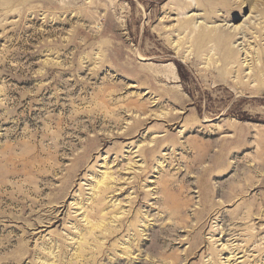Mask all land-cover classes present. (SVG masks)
I'll list each match as a JSON object with an SVG mask.
<instances>
[{"label": "rangeland", "instance_id": "obj_1", "mask_svg": "<svg viewBox=\"0 0 264 264\" xmlns=\"http://www.w3.org/2000/svg\"><path fill=\"white\" fill-rule=\"evenodd\" d=\"M258 1L0 0V264H264Z\"/></svg>", "mask_w": 264, "mask_h": 264}, {"label": "bare ground", "instance_id": "obj_2", "mask_svg": "<svg viewBox=\"0 0 264 264\" xmlns=\"http://www.w3.org/2000/svg\"><path fill=\"white\" fill-rule=\"evenodd\" d=\"M196 1H197V3L195 6H193L191 2L190 3H185V2L177 3L176 9H179V10H199L200 6H198V3L199 2H205L206 5H208L211 8V10L207 9V11L205 12V19L208 21H212V19L216 18V15L214 12L215 9L219 8L220 9L219 11H222L221 7H216V5L213 7L214 0H196ZM257 3L258 4H256V6L253 7L252 11L255 13H258L259 14L258 16L264 18V8H259L261 5L264 7V0L258 1ZM240 10H241L240 8H235V9H231V10L228 9V11L223 10V12H224V15H227V16L232 17V18H233V15H235V13H236V16H235V18H236L237 16H239L241 14ZM192 17L194 19H196L195 16H192ZM194 19L191 18V19L183 21L182 23H179V26L177 27L178 31H182V30L184 31L187 29L190 30V26L193 25V23H195ZM254 26H255L254 24H252L251 22H248L241 27L233 28L229 32L219 31L218 33H214V31L206 30L204 28L205 26L201 25V26H199V29L197 30V32L195 33V35L192 38L185 36L184 41H186V43H188L190 41V46H192L194 48L195 52H197L198 54H200L201 52H203L205 50V43H204L205 41L213 42L217 46L218 61L223 63L224 65H228L230 63V60H232L233 63H236V65L238 66L237 72L239 74H241L242 66L246 60L244 59L243 64L240 61L236 62V59H233V58L236 57V55L239 52L234 51V50H229V49L223 50L219 46L224 47V46L230 45L232 43V41L234 40V38L236 39L237 35H242V38H245V35H247V33L249 31L252 32V35H255V37H254L255 41H256V38H258L259 41H264V26L261 27L260 29H256V28H254ZM190 32H191V30H190ZM256 57H257L256 59H254L252 57V61H253L252 66L248 65L249 69L253 73L252 74L250 72L252 74L250 77L253 78V81H256L258 83V88L263 90L264 89V79H262V78L264 76V59H263V57L260 56L259 53L256 54ZM220 80H222V79H220ZM224 80H223V83H224ZM233 89L235 90L236 88H233ZM258 101H260V100H258Z\"/></svg>", "mask_w": 264, "mask_h": 264}]
</instances>
